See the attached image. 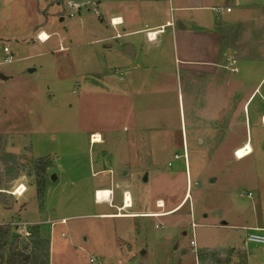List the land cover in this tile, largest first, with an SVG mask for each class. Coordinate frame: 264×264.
<instances>
[{
	"label": "rangeland",
	"instance_id": "obj_1",
	"mask_svg": "<svg viewBox=\"0 0 264 264\" xmlns=\"http://www.w3.org/2000/svg\"><path fill=\"white\" fill-rule=\"evenodd\" d=\"M125 1L0 0V75L5 77L0 78V228L9 226V238L21 240L18 250L27 257L42 254L38 239L48 241L47 255L37 254L39 263L46 264H264V245L248 241L254 230L264 235V79L246 113L244 90L236 97L227 93L217 128L220 139L212 134L213 142L189 143L186 160H173L171 149L184 150L183 131L176 133L179 142L165 140L173 132L163 129L150 133L146 144L132 130V100L143 92L138 89L129 99L128 111L114 97L122 95L110 94L105 84L107 72H114L111 67L123 73L129 66L125 61H134L122 57L124 45L139 57L142 43L152 46L145 34L125 36L144 22L131 27L109 21L112 14L127 21L132 11ZM254 1L258 21L252 30L229 33L245 38L242 52L234 41V58L264 60V0ZM233 3L215 0L204 14L218 23L214 8ZM163 18L170 20L168 14ZM40 33L50 36L44 44L36 40ZM7 55L12 62H5ZM123 58L125 69L119 63L112 66ZM248 66L254 69L242 72L263 78L264 65ZM246 115L247 128L237 124ZM109 126L119 132L130 126L126 155L120 151L118 158L112 153L105 157L111 152L108 142L90 146L89 137ZM246 142L253 153L237 160L234 151ZM40 159H50L53 167L46 171L39 200L34 169ZM19 184L27 192L17 199L10 193ZM102 191L110 194L101 202L96 194ZM125 192L130 193V209H122ZM241 193H251L252 199H240ZM45 204L44 215L37 218ZM25 232L28 238L20 236ZM8 255L0 254V264H8Z\"/></svg>",
	"mask_w": 264,
	"mask_h": 264
},
{
	"label": "crops",
	"instance_id": "obj_2",
	"mask_svg": "<svg viewBox=\"0 0 264 264\" xmlns=\"http://www.w3.org/2000/svg\"><path fill=\"white\" fill-rule=\"evenodd\" d=\"M127 1L131 2L128 9L132 11L127 21L122 18V14H112L109 21L119 20V26L129 25L131 27H135L136 21L144 22L143 28L132 30L125 36L145 34L146 37L147 33L157 32L154 41H148L145 38L146 43L152 44V46L146 47L142 43V56L140 57L133 48L124 45L122 57L128 56V58L139 62L125 61L127 65L131 66H127L125 69L124 60L126 59H116L112 66L119 63L124 67L125 72L119 73L116 67H114L115 69L111 67L114 72L108 71L104 78L110 94L122 95L114 97L121 98L128 111L130 110L129 99L135 98L138 89L143 92L138 94L139 100H132L134 103L132 111H135L133 132L139 133L143 141L148 144L150 133H158L163 129L173 132L172 137H167L165 140L171 139L179 142L176 133L181 129L183 131V154H186V146L189 143L198 142L202 146L205 143L213 142L211 140L213 137L220 139L221 136H218L217 128L220 126L222 109L229 99L227 93L232 92L231 96L236 97L239 95L237 91L244 90L241 104L243 103L242 109L246 113L248 103L256 99L258 88L264 79L263 76L258 81L250 73L242 72L245 67L253 70L254 67L248 65L255 62L264 65V60H244L248 58L246 55L245 57L240 56L238 59L234 58L231 52L234 41L237 40L238 52L244 51L245 38L241 34L238 38L232 37L229 33H238L240 29H242L241 33L249 29L252 30L251 26L255 25L256 19L258 21V14L254 15L253 11L257 8L256 3H252L255 1L243 0V2L235 3L237 1L235 0L232 1L234 2L232 6L214 8L215 13L217 9L222 10L220 14L216 13L219 19L218 23L214 22L217 21V18L216 20L215 17L208 18L204 14L207 4L210 5L215 0H144V3L148 4L145 6L140 1ZM226 8H231V12L226 13ZM167 14L169 21L163 18V15L167 16ZM260 20L262 21V24L260 23L262 30H264V15ZM222 29L226 32H222ZM122 30L126 32L127 28L124 27ZM119 39L121 38H116V40ZM126 47L131 48L132 55L125 53ZM165 65H170L171 68L168 67L166 70ZM171 70H174V75L170 78L168 72ZM164 71L167 74L163 75ZM231 73H237V75L231 76ZM229 86H232L230 91H228ZM262 99L264 100V97ZM263 117L264 114L261 115L260 120ZM239 123H244L247 128L248 123L250 124V117L246 115L244 119H238L237 124ZM232 126H235L234 123ZM115 128L109 126L106 132H95L103 135L104 142L102 144L109 143L111 152L105 154L107 158L111 156V153L113 158H118L117 155L120 151L126 155L130 126H124L122 132L115 131ZM246 143L252 147L251 142ZM171 158L175 160L172 156ZM115 160L117 164L118 159ZM114 170H112L113 173ZM123 175L125 174L123 173ZM29 192L32 197L33 191ZM21 197L14 196L17 199ZM33 200L30 199V205L33 204ZM39 211L41 212L37 213V218L44 215L46 204ZM41 223L44 222H39L37 225Z\"/></svg>",
	"mask_w": 264,
	"mask_h": 264
},
{
	"label": "trees",
	"instance_id": "obj_3",
	"mask_svg": "<svg viewBox=\"0 0 264 264\" xmlns=\"http://www.w3.org/2000/svg\"><path fill=\"white\" fill-rule=\"evenodd\" d=\"M53 164L50 159H40L38 160L35 169H34V176L36 180V194L40 197L44 196V187H45V174L47 169H51ZM42 199V198H41ZM40 200V199H39ZM42 205V203H41ZM10 229L9 226H3L0 228V254L1 257L4 254L8 253V257L6 261L8 264H27L31 262V264H46V262L42 261L39 263L40 259L43 257L44 254L47 255L48 250L46 251L45 247H48V241H43V239H38L36 243L44 246H40V250L42 254L32 253L31 257L24 256L23 253L18 250L19 242L21 241L17 237H13L12 240L9 238ZM21 238V237H20ZM38 254V256H37Z\"/></svg>",
	"mask_w": 264,
	"mask_h": 264
},
{
	"label": "built area",
	"instance_id": "obj_4",
	"mask_svg": "<svg viewBox=\"0 0 264 264\" xmlns=\"http://www.w3.org/2000/svg\"><path fill=\"white\" fill-rule=\"evenodd\" d=\"M231 1H235V0H231ZM222 12V10L221 9H217L216 10V13H218V14H220ZM225 12L226 13H230L231 12V8H226L225 9ZM111 25L113 26V23H111ZM157 34V32H151V33H147L146 34V38H147V40L148 41H154L155 40V35ZM42 36V34H38V35H36V40L38 41V42H40V43H44L45 42V40L41 37ZM117 39L118 38H120V36L118 35V34H116V36H115ZM47 38H50V36L49 35H47ZM4 51H5V53H8V51H7V49L5 48L4 49ZM5 62L6 63H10V62H12V60H11V57L10 56H8L7 55V57H6V59H5ZM235 70V69H234ZM233 70V72H235ZM263 122V121H262ZM264 124V123H263ZM97 134L95 133V134H92L90 137H89V144H90V146H93V145H97V144H99L98 142H94L93 143V140H94V136H96ZM103 140H104V138H103ZM236 154V153H235ZM171 156L175 159V160H178V159H181V158H185L186 159V154H183V153H181L180 152V150L179 149H177V148H173V149H171ZM234 156H236V155H234ZM197 185V184H196ZM21 187H22V189H21ZM18 191H19V193H18ZM25 192H26V188H25V186L23 185V184H19L17 187H15V189L10 193V195H13V196H16V197H20V196H23L24 194H25ZM188 194V197H190L189 196V193H187ZM100 194H96V198H97V200L99 201V196ZM101 198V197H100ZM239 198L240 199H247V200H250V199H252V195H251V193H241L240 195H239ZM126 201V199H125V193L123 194V197H122V209H130L131 207H132V205H131V201L129 202V207H125L126 205H127V203L125 202ZM161 204V205H160ZM158 207H160V208H162L163 207V203H158ZM193 228H194V226H193ZM23 231V230H22ZM24 231H25V229H24ZM27 231V230H26ZM258 231L257 230H254L253 231V233L252 234H250L249 236H248V241L250 242V243H255V244H263L264 245V235H261V234H258L257 233ZM20 236H22V237H25V238H28L29 237V233L28 232H25V235L23 236V235H20ZM193 244V243H192Z\"/></svg>",
	"mask_w": 264,
	"mask_h": 264
},
{
	"label": "bare ground",
	"instance_id": "obj_5",
	"mask_svg": "<svg viewBox=\"0 0 264 264\" xmlns=\"http://www.w3.org/2000/svg\"><path fill=\"white\" fill-rule=\"evenodd\" d=\"M114 21H115V23H118L120 25V22H118L119 20H114ZM115 25H117V24H115ZM40 34H42L41 37L45 40L44 43H46L49 40V38H47V34L46 33H40ZM261 122H262V124L264 123V117L261 120ZM96 134L97 135L94 136L93 143L98 142L99 144H102L104 142L103 135L101 133H96ZM234 152L236 153V154L234 153V155H236L235 158L237 160H243L253 153V148L251 147V145L249 143H245L243 146L239 147ZM21 189H22V187H21ZM18 193H19V191H18ZM97 194H100L98 197H99V201L102 202V201L108 200L110 193L108 191H102V192H99ZM125 199H126L125 202L127 203V205L125 207H129V202L131 201L129 192H127V193L125 192ZM192 243H191V246L195 249L196 245L194 242H192Z\"/></svg>",
	"mask_w": 264,
	"mask_h": 264
},
{
	"label": "water",
	"instance_id": "obj_6",
	"mask_svg": "<svg viewBox=\"0 0 264 264\" xmlns=\"http://www.w3.org/2000/svg\"><path fill=\"white\" fill-rule=\"evenodd\" d=\"M125 53H127V54H129V55H132L133 54V52H132V50H131V48L130 47H126V49H125ZM29 72L31 73V72H33L32 70H29ZM0 78L1 79H5V77H3V76H1L0 75ZM144 181H146V177L144 178Z\"/></svg>",
	"mask_w": 264,
	"mask_h": 264
}]
</instances>
